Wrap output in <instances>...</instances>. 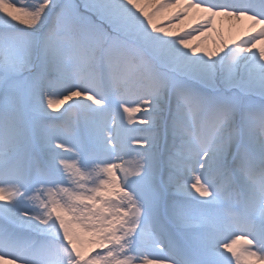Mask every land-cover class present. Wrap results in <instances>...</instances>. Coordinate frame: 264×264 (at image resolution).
<instances>
[{"label": "snow or ice", "instance_id": "6c2138e0", "mask_svg": "<svg viewBox=\"0 0 264 264\" xmlns=\"http://www.w3.org/2000/svg\"><path fill=\"white\" fill-rule=\"evenodd\" d=\"M0 264H264V0H0Z\"/></svg>", "mask_w": 264, "mask_h": 264}, {"label": "bare ground", "instance_id": "6f19581e", "mask_svg": "<svg viewBox=\"0 0 264 264\" xmlns=\"http://www.w3.org/2000/svg\"><path fill=\"white\" fill-rule=\"evenodd\" d=\"M224 27H225V30L227 31V27H228V25H227V24H225V25H224Z\"/></svg>", "mask_w": 264, "mask_h": 264}]
</instances>
